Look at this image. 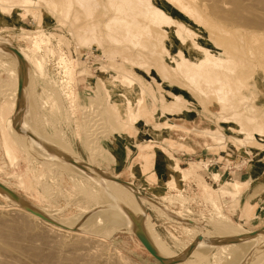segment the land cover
I'll return each mask as SVG.
<instances>
[{"label": "rangeland", "instance_id": "obj_1", "mask_svg": "<svg viewBox=\"0 0 264 264\" xmlns=\"http://www.w3.org/2000/svg\"><path fill=\"white\" fill-rule=\"evenodd\" d=\"M0 2L2 10L6 9L2 11L0 7V39L11 41L16 49H20L29 58L26 60L22 54L18 58V55L16 57L8 49L0 52V59L3 60H0V65L4 66H0V217L2 220L5 217L6 222L25 218L23 221L34 225L31 226L35 230L30 231L25 244L32 239L28 243L33 244L42 257L50 255L54 259L55 256L54 260L58 257H74L71 256L74 253L78 258H75L76 264H98L91 255L89 257V254L98 253V249V255L102 256L100 264H116V255L128 257V264H177L181 261L185 264H219L218 262H225V254L222 252L224 248L236 249L239 244L247 243L253 233L264 231V68L257 64L259 55L264 59V55L261 57L263 51L254 47L253 52L256 49L254 53L258 51L257 54H260L256 57L253 53L255 57L250 58L247 52H242V47H247V38L242 41L235 37L237 41L232 40L231 43L241 49L239 52L225 47L220 39L222 34L208 35L209 39L222 44L224 50L232 54L228 57L236 62V68L234 67L231 77L239 78L245 85L239 88L240 93L235 90L237 94L234 92L235 86L231 85V89L234 86L233 93L231 90L221 104L216 100L215 94L207 92L212 87L208 86L210 90L203 86L206 83L201 82H197L200 85L197 86L194 81L196 79L193 80L194 74L186 73L188 77H193L196 87L193 86L189 83L192 80L185 76V71L182 72L173 64V61L176 63L180 58L176 53L179 48L177 41L171 42L169 37H157L158 42L162 40L171 47L172 50L168 52L160 47L152 50L149 46L146 47L144 40L136 48L130 43L122 42L120 37L117 38L119 43L108 40L103 27L107 19L102 16L104 9L101 5L94 11L91 19L74 0L69 6L64 0H52L49 4L32 0L29 6L13 10L8 7L16 5L17 0ZM94 24L98 25L95 31L97 37L93 34L90 38L87 29ZM215 25L225 28L220 22ZM40 34L48 36V41L39 43L36 48L32 47L31 41L38 40ZM83 39L86 40L83 42ZM262 47L264 50V44ZM7 53L16 58L17 68L14 71L17 78L5 71V68L8 71L11 66V56L7 59ZM62 56L67 60L63 63L64 66L59 61ZM21 58L24 60H19ZM69 66L74 71L70 80L64 77ZM21 70L29 76L26 92L30 101H33V107L37 106L34 109L37 116H34L38 117L36 121L40 124L35 122L38 130L32 131L45 135V141H50L51 147L55 146L53 149L58 148L65 153L68 151L61 162L67 161L66 164L72 169H81L84 173L91 170L99 176L103 172L118 181L131 184L144 201L142 209L151 230L175 256L170 262L154 258L132 228L130 230L121 226L115 229L113 225L101 227L92 223V214L99 209L88 202L85 192L96 196L108 193L97 180L94 181L96 178L90 179L84 174H79V177L75 172L62 171L56 166L47 168L43 163L48 165L54 161L36 157L39 150L35 148L36 154L32 153L30 156V152L21 148L18 132L13 141L10 139L21 105L16 103L11 113L9 94L15 92L21 84L24 88V83L19 78ZM127 76L133 79L131 87L123 81V77ZM16 79H19L18 85ZM201 85L207 89H203ZM28 88L31 89L30 92ZM138 98L142 100L141 110L134 116L129 113L128 105L133 109ZM23 109L24 105L22 111ZM25 113L27 114L21 118L22 122L28 119L27 123H30L29 111ZM8 118L12 127L6 123ZM239 127L247 131L248 138L237 133L240 131ZM206 132L217 135L215 137L219 135L222 143L213 141L211 135L206 137ZM258 133L261 134L257 135ZM206 152L247 153L251 162L247 170L232 181L222 180L219 185L218 182L212 184L196 162ZM141 153L145 154L141 157L145 160H148V155L157 153L156 166L153 164L154 159H151L148 168L143 169L146 164L139 159ZM56 162L58 160L54 163ZM169 162L179 165L181 169L175 180ZM165 165L169 170H165ZM157 170L158 181L154 179ZM167 174H171V181L162 179ZM212 177L213 180L215 177L220 178V174H213ZM235 182L240 186L238 190L232 188ZM222 183L224 189L230 192V197L228 194L218 195L216 189ZM87 196L90 197L88 194ZM18 200H23L35 212L24 209ZM211 204L218 206L216 208H220L222 213ZM23 212L30 213L38 221L31 217L28 219ZM215 214H220L219 220ZM47 215L53 220L47 218ZM138 220L141 225V220ZM55 221L73 226L74 229L66 230ZM93 221L95 222L94 219ZM227 221L230 226H227ZM98 228H102V231L100 229L99 232ZM232 229L237 230V236ZM243 234L245 236L242 237ZM73 236H86L92 242L72 249L74 252H70L71 248L68 247L60 250L58 245H62L63 240H73ZM93 240L97 245L93 244ZM92 245L96 246V251ZM80 248L83 249L79 250ZM8 254L0 251V264H57L51 259L45 262L40 258L31 259L27 254H22V257ZM262 258L260 263L264 262ZM64 261L58 263L64 264ZM245 262L247 264L246 259Z\"/></svg>", "mask_w": 264, "mask_h": 264}, {"label": "bare ground", "instance_id": "obj_2", "mask_svg": "<svg viewBox=\"0 0 264 264\" xmlns=\"http://www.w3.org/2000/svg\"><path fill=\"white\" fill-rule=\"evenodd\" d=\"M17 1H18V3L16 5H11L8 8L13 10L16 7L20 8V7H24V5L29 6L31 4L32 0H17ZM38 1H41V2L43 1V3L48 2L46 4H49L50 1H52V0H38ZM64 2L67 4V6H69V4L71 2H73V0H70V1L64 0ZM74 2L80 8L83 9V12H85L86 16H88L89 18L91 16H94L92 14L95 13L94 11L97 10V7L99 5H101L103 7L104 10L102 12V16L107 19L105 21V23L103 24L104 30L106 31V37L108 38V40H110L114 43H119L117 38L120 37L122 42H126L127 44L130 43L131 46H133V48H136V47H139V45H141L140 43L144 40L147 43L146 47L149 46L152 50H156L158 47H160L161 50L169 52L172 50L171 47L169 45H167L165 42L163 43L162 40L159 41L160 42V44H159L157 37H163V38L169 37L171 39V42L177 41L179 48H178V51L176 53H178L180 55L179 56L180 58H179L178 62H176V63L173 61V64H176L177 65L176 68H178L182 72L185 71V76L187 75L186 73H188V75L193 73L194 78L193 77L190 78L187 75V77L190 78V80H192V78H193V80L196 79V80H194L196 83L197 82H199V83L201 82L202 84L206 83L203 86H206V87L210 86V88L212 87L211 88L212 90L208 87L211 91L207 90V92H212L213 94H215L216 96L215 95L214 96L217 98L216 100L220 101L221 104H223L222 101H224L225 96H229V93L231 92V90L233 89L234 86H235L234 92L236 90V92L240 93V91H241L240 89L242 88V86L244 84H243V81H241L239 78H236V77L232 78L231 77L234 74V71L236 68L235 67L236 62L228 57V55H232V54L225 51L224 46L222 44H220L221 45L220 46L213 39H209L208 35L212 36L215 33L222 34L223 36L220 39H222V42L225 43V47L227 49H230L233 51H239V52L241 51V49H239L237 47V45L231 43L232 40L235 41L236 40L235 37L236 38L238 37V40H242V41L245 38H247V41H248L247 47L245 48L244 44H242V46H244V47H242L243 53L247 52V56H250V58L255 57V56L257 57L260 54V53L257 54L258 51H263V53H264V50L261 49V48H263L262 45L264 44V0H74ZM1 5H2V3L0 4V7H1ZM1 10H2V7H1ZM5 10H2V11H5ZM91 19H92V17H91ZM219 22L222 23L223 25H225V28H219V26L215 25L216 23H219ZM97 24L91 25L87 29V33L90 35L88 37L91 38V36L93 34H95L96 27L98 26ZM84 33L86 34V32H84ZM88 34H86V35H88ZM96 34H97V32H96ZM96 34H95V36H96ZM38 37H39L38 40L34 39L31 41L32 47H34V48H36L39 45V43L43 44V42L45 43L49 39V37L46 36L45 34H40ZM85 40L83 39V42ZM254 47H258L257 48L258 51L256 54L254 53V52H256V49L253 52ZM4 49L5 50L8 49V52H10V53L12 52L16 57L18 55V58H19V55L21 56V54H22L26 58V60L29 59L20 49H16L14 44L11 41H7V40H4L2 38V39H0V52H2ZM253 53L255 54V56H253ZM6 55H9V54L7 53ZM34 55H35V53H34ZM263 55L264 54H262L261 57H263ZM15 56H13L12 54L9 56H6L7 59H8V57H10L9 65H11V66H9L10 67L8 70L9 72L7 71L6 68H5V71H6V73H9V75L17 78L15 76L16 74L14 71V68L15 67L17 68V66H15V63H16ZM65 59H66V57H63V56L60 58L59 61H60L61 65H63V63H65L67 61ZM260 59L261 58L259 55V60H257V58H256V60L258 61V62L257 61L256 62L260 67L264 68V62H263L264 59H261V60ZM0 60L3 61L2 59H0ZM19 60L23 61L24 59L21 58ZM37 62H36V64H39ZM0 64H1V62H0ZM25 64H26V62H25ZM0 66H2V65H0ZM24 66L27 67L26 65H24ZM3 67L4 66H2L1 68H3ZM5 71H4V73H5ZM25 71L27 72L28 70L25 68ZM25 71L21 70L20 77H19V78H21L20 79L21 82L24 83V88L22 87V84H21L22 88L19 87L16 90L14 89L15 92L13 91V93L9 94L10 95L9 110L11 113H12L16 103L19 102L21 105V110L18 114V118L13 123L12 129L14 132L13 133L11 132L10 139L13 141V137L18 132V136H19L20 141H21V148L26 149V151L30 152L29 155L32 153H35V149H37V151L39 150V153H38L39 155H35L36 157H38V158L41 157L42 160L45 159V161L50 160L52 162L53 161L55 162V160H58V162H56V163L50 162L51 164H48V165H46V162L45 163L41 162V164L42 163H43V165L45 164V167H47V168L51 169L52 166H53V168L56 166V167H58V169L59 168L62 169V171L68 170V171H71L72 173L75 172L78 174V175L76 174V176H79V174H81V175L84 174L85 176H87V178H90V179L96 178V179H94V181L97 180L98 184H101L103 187H105L108 190V193H106L104 196H96L95 194H91V192H85L90 196L89 198H91V200H90L86 194V198H87L88 202L90 204H93L92 206H95V208L99 209L96 212L93 211L95 213L92 214V223L99 224V226H101V227H103L105 225L108 227L113 225V228H115V229H117V227L121 228V226L128 227L129 229L132 228V230H134V233L138 235V237L146 245L147 249L150 250L157 259L163 260L164 262H170V260H172L175 256L166 247H164L163 244H161L158 237L151 230L150 226L147 223V216L143 213V209H142L144 201L138 196V193L135 191V189L133 188V186L131 184H126V183H123L121 181H118L116 178H114L110 175H106L103 172L99 176V175H96L95 172H93L91 170H86L85 171L86 173H84V172H82L81 169H77V168L72 169L68 164H66L67 161H65L66 163L61 162L64 160V159L62 160V158L67 156L66 153H68V151L65 153V152H62L63 150L59 151L58 148H57V150L53 149L52 147H55V146L51 147V144L49 143L50 141L48 143L45 141V139H47V138H45V135L43 136L42 134H39L38 131H37V133L33 132V131H36V129H37V126L35 127V122H36V124L38 123L36 121L38 117H36L37 115H36V113H34L35 112L34 109L36 110L37 106H36V108L33 107V104H32L33 101L32 102L30 101V96L28 95V92H26L27 91L26 90L27 83L29 84V81H28L29 76ZM161 71H163V70H161ZM73 72H74L73 67L69 66V68H67L66 71L64 72V77L66 79L70 80ZM145 72H146V70H145ZM189 72H191V73H189ZM179 73H180V71H179ZM165 74H167V73H165ZM120 75H122V74H120ZM123 78H125L123 81L125 83L129 84V87H131L134 84L133 79H131V77L127 76V77H123ZM188 78H187V80H189ZM193 80H192V82H189V83H191L195 87H196V85L198 86L199 84L195 83L196 84L195 85ZM18 81H19V79L15 80L17 85H18ZM247 83H249V77L247 78ZM231 85H234L232 87V89H231ZM29 86L32 87V85H29ZM138 87H139V85H138ZM1 89H3V88H1ZM29 89L30 88H28V90ZM203 89H207V88L203 87ZM30 90H29V92H30ZM11 91H12V89H11ZM207 92H205V93L207 94ZM232 93H233V90H232ZM32 96H33V94H32ZM15 98L17 101L15 100ZM227 102H229V100ZM227 102H226V104H227ZM220 103H219V105H220ZM224 104H225V102H224ZM23 105H24V109L22 111ZM141 105H142V100L138 98L136 100V103H134L133 109L131 108V105H128L129 113H133L134 116L135 115L137 116V114L141 110ZM226 106L227 105H225V108H226ZM221 108H222V106H221ZM227 108H228V106H227ZM229 108H230V106H229ZM25 111H29L30 118H29V116H28V118H29V121L31 119L30 123H27L28 119L26 122H22L23 119H21V118L23 117L24 114L25 115L27 114V113H25ZM162 113H163V111H162ZM34 115H36V116H34ZM128 115H130V114H128ZM225 119H227V118H225ZM6 120H7L6 121L7 125L9 127H12V126H10L9 118ZM39 124H37V125H39ZM41 126L42 125H40V127ZM237 126H240V125H237ZM41 129L43 130V128H41ZM238 130H240V131H237V133L243 134L246 137L248 136V133L246 134L247 131L245 132L243 127L241 129L239 127ZM206 133L208 134V135H206V137L211 135L210 138L212 140L213 139L218 140V141H220V143H222L221 142L222 138L219 135H218V137H215L217 135H215L213 133H210V132H206ZM259 134H261V133H258L257 135H259ZM25 137L28 140H26ZM23 139H24V141H23ZM247 140H249V139H247ZM250 141H251V139H250ZM244 144L245 143H243V145ZM240 145H242V144H240ZM50 147L53 150H51ZM49 150H51L50 152L52 154L49 152ZM8 151H9V153H11L10 149ZM48 152H49V154H48ZM68 155H70V153ZM169 166L171 168L170 171L173 174L172 175L173 179L175 180V176L178 174L179 171H181V169L178 166L173 165L170 162H169ZM55 169H57V168H55ZM45 176H46V174H45ZM170 177H171V174H167L164 177H162V179L171 181ZM91 181H93V180H91ZM214 181L218 182V185L221 182L219 177H217V178L215 177ZM232 188L234 190H238L240 188V186L235 182L232 184ZM216 191H217L218 195L219 194L220 195L221 194L222 195H225V194L229 195L230 194V192L228 190L224 189L223 183H222V185L219 186V188L216 189ZM6 193L8 195H11L8 192H6ZM230 196L231 195H229L228 197H230ZM18 201L24 209L35 212V210H32V208H30L27 204L22 202L23 200H18ZM169 203H170V201H169ZM213 204H211V205L214 207L215 205H213ZM216 207H218V206H216ZM216 207H214V209H216V210L218 209V211L221 212L219 210L220 208H216ZM27 212H23V214L27 215L28 219H29V217H31V218L35 219L36 221H38L36 218L31 216L30 213H27ZM216 213H217V211H216ZM5 214H7V213H5ZM5 214H4V216H5ZM220 214L219 215L215 214V215L217 217L218 216L220 217ZM41 215H44V214H41ZM8 217H10V216H8ZM48 217L50 218V220L51 219L53 220V218L51 216L47 215V218ZM219 217H218V220L220 219ZM4 219H5V217H4ZM4 219L3 220H2V218L0 219V251L1 252L14 254V257H17L18 255L20 257H22V254L23 255L27 254V256L31 257V259L32 258H40L43 262L49 261L51 259L50 255H48V256L45 255V257H42L43 255L40 254V252L37 250V248L35 246L33 247V244L30 245L28 243L32 239H30V241L28 240L27 243L29 245L26 248L25 245L27 243L25 244L24 242H26V240L29 238L30 231L32 230V232H33L35 230V229L33 230V228H32V226L34 227V225L30 224L27 221H23V220H26L25 218L21 221H10L9 220V222L4 221ZM93 219L95 220V222L93 221ZM138 219L141 220V222H142L141 225L138 223V222H140ZM223 219L224 218H222L221 222H223ZM137 220H138V222H137ZM56 222L58 225L61 224L62 227L66 228V230H73L74 229V228L72 229L73 226L70 227V226H66V225H64L58 221H55V223ZM229 223L227 221V223H226L227 226H230ZM35 227L37 228V226H35ZM92 228H93V226H92ZM94 228H96V227H94ZM100 229L102 231V228H100ZM100 229L98 228L99 232H100ZM82 230H84V229H82ZM226 230H227V228H226ZM45 231H48V230H45ZM90 231H91V229H90ZM231 231L233 233L237 232V230H235V229H232ZM94 232H97V230L96 231L94 230ZM263 232L264 231L253 233L248 238L247 243L244 242V244L243 243L239 244L236 249L226 247V248H224L223 251L220 250L225 254V258L223 257L225 259V262H218V263L219 264H245L246 263L245 259H246L247 264H257V263L259 264L261 261L260 259L262 257L264 258V256H263V254H264V235L262 236ZM48 233H49V231H48ZM83 233L88 234V232H85V231H83ZM95 234L97 235V233H95ZM109 234H111V233H109ZM237 234L238 233H236V236H237ZM246 235H248V234H246ZM243 236H245V235L243 234L242 237ZM44 237H42V238H44ZM30 238H31V236H30ZM89 241H90L89 237L76 236V237H74L73 240H70V241H64L63 240L65 245L63 243L62 245H58V246H59L60 250L63 247L71 248L70 249V252H71L72 249H76L79 246L83 247L84 245L88 244ZM90 242H92V241H90ZM61 243H62V241L60 240L59 244H61ZM93 244H94V240H93ZM94 245H97V242ZM88 246L89 245H87V247ZM95 247L92 245V248L96 251L97 249ZM81 249H83V248H80L79 250H81ZM220 249H221V247H220ZM99 251H100L99 249H98V253L97 252L92 253L90 251L92 254H89V257L91 255L92 258L94 259V261L96 260L95 262L98 264L101 263V257H102V256L100 257V255H98ZM117 253L120 254L119 252H117ZM72 255L74 257H71L68 259H61L60 257H58L59 259L57 258L56 260H54L55 256L53 255L54 259H51V260L56 261L57 264L63 263L60 261H64V260L67 261V262L64 261L65 262L64 264H76V259H78V258H76L74 253H72L71 256ZM76 255H77V253H76ZM120 256H121V254H120ZM263 258H262V260H263ZM29 261H30V258H29ZM102 261H103V263L105 262V260H103V259H102ZM115 261H116V264H128V262H130V259L128 257H125V256L119 257V255L118 256L116 255V259L114 258V262ZM88 263H90V262H87V264ZM186 263H187V261H186ZM262 263H264V262H262ZM262 263H260V264H262ZM1 264H2V262H1ZM3 264H4V262H3ZM77 264H80V263H77ZM106 264H108V263H106ZM177 264H185V263L181 261V262H178Z\"/></svg>", "mask_w": 264, "mask_h": 264}, {"label": "built area", "instance_id": "obj_3", "mask_svg": "<svg viewBox=\"0 0 264 264\" xmlns=\"http://www.w3.org/2000/svg\"><path fill=\"white\" fill-rule=\"evenodd\" d=\"M201 171L209 178L212 184H215L212 175L220 174V181H232L238 174L247 170L250 165V158L247 153L232 154L223 153H205L196 159Z\"/></svg>", "mask_w": 264, "mask_h": 264}, {"label": "crops", "instance_id": "obj_4", "mask_svg": "<svg viewBox=\"0 0 264 264\" xmlns=\"http://www.w3.org/2000/svg\"><path fill=\"white\" fill-rule=\"evenodd\" d=\"M142 155H145V154H143V153H141L140 155H139V159L142 161V163L144 162L146 165H145V167L143 168V169H147L148 167V163H149V161L151 160V159H154V162H153V164H154V166H156V156H157V153H155L154 155H148V154H146V155H148L149 157H148V160H145V159H143V158H141L142 157ZM204 155V154H203ZM178 165V164H177ZM166 167H164L165 168V170H166V168H167V165H165ZM179 166V165H178ZM167 170H169L168 168H167ZM158 170H157V173L154 175V179L155 180H159V177H158ZM141 174V173H140ZM183 182V181H182ZM182 182H180V183H182Z\"/></svg>", "mask_w": 264, "mask_h": 264}, {"label": "water", "instance_id": "obj_5", "mask_svg": "<svg viewBox=\"0 0 264 264\" xmlns=\"http://www.w3.org/2000/svg\"><path fill=\"white\" fill-rule=\"evenodd\" d=\"M146 248H147V247H146ZM147 251H148V252H149L154 258H156L150 250L147 249ZM156 259H157V258H156Z\"/></svg>", "mask_w": 264, "mask_h": 264}]
</instances>
